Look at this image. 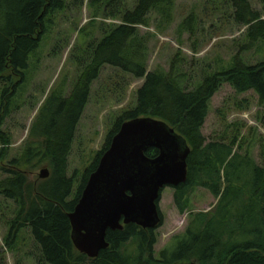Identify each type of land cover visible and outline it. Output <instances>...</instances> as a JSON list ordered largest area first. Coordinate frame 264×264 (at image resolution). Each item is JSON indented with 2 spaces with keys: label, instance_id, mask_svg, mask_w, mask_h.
<instances>
[{
  "label": "trees",
  "instance_id": "obj_1",
  "mask_svg": "<svg viewBox=\"0 0 264 264\" xmlns=\"http://www.w3.org/2000/svg\"><path fill=\"white\" fill-rule=\"evenodd\" d=\"M64 1L0 0V76L9 71L23 79L29 57L44 34L47 13L63 10ZM254 1L262 11L255 10L251 0H228L233 23L244 28L243 43L231 66L205 72L191 90L184 85L176 59L168 71L147 72V40L139 33V27L147 26L152 11L166 15L174 0H136L133 9L121 14V24L107 31L92 48L90 62L81 70L69 96L46 99L31 127L30 136L40 139L38 151L49 162L50 176L32 184L27 175L7 171L10 176L0 182V194L16 207L6 240L8 248L17 239L11 233L27 228L45 264H264V167L248 155L234 152L235 142L206 143L202 134L211 99L223 83L237 94L253 92L264 105V0ZM101 2L109 6L114 0ZM194 25V15L182 23L190 35ZM252 50L263 55L255 65L241 56ZM104 67L143 80V84L136 92L134 107L116 120L93 164L69 178L67 163L76 128L92 85ZM8 81L4 80L7 85ZM7 89L0 91V126L1 113L8 112L10 105L7 98L3 101ZM138 118L166 123L190 149L186 182L172 188L179 212L183 214L189 208L190 193L197 187L207 190L217 204L209 212L190 214L185 233L157 254L155 232L162 223L160 212L161 223L154 230L128 225L121 231H108L109 248L96 259H88L72 244L68 215L120 127ZM9 144L8 136L0 131V146ZM34 152L28 144L22 160H31L32 155L36 158ZM5 154L2 147L0 162ZM145 155L153 159L158 152L150 149ZM75 184L78 186L74 189Z\"/></svg>",
  "mask_w": 264,
  "mask_h": 264
},
{
  "label": "rangeland",
  "instance_id": "obj_2",
  "mask_svg": "<svg viewBox=\"0 0 264 264\" xmlns=\"http://www.w3.org/2000/svg\"><path fill=\"white\" fill-rule=\"evenodd\" d=\"M64 5L63 10L47 13L44 34L29 57L23 79L9 71L0 76V91L8 88L3 101H10L8 112L1 113L0 131L8 136L10 144L0 146L6 148V156L0 162L5 170H0V182L10 176L7 171L27 175L32 184L43 181L39 178L42 170L50 173L49 162L38 151L40 139L30 136L31 127L46 99L69 96L81 70L90 62L94 45L107 31L121 24V14L133 9L136 0H114L109 6L101 0H65ZM251 5L262 11L254 0ZM190 15L195 17L193 35L182 26ZM231 15L228 0H174L166 15L152 11L147 26L139 27L140 36L147 40V72L168 71L176 59L184 85L191 90L205 72L231 66L244 34V28L235 25ZM241 56L250 65L263 57L256 50ZM142 84L143 80L117 69H102L76 128L67 177L93 164L116 120L134 107L136 92ZM202 134L206 143L235 142L234 152L248 155L256 165L264 167V105L259 104L253 92L237 94L223 83L211 99ZM28 144L38 156L23 161ZM216 204L207 190L197 187L190 193L189 208L181 214L174 203V190L163 189L158 204L163 219L155 232V253L172 246L174 238L185 233L190 214L209 212ZM15 209V204L0 194V264H45L27 228L12 232L11 236L17 239L10 242V248L6 245Z\"/></svg>",
  "mask_w": 264,
  "mask_h": 264
},
{
  "label": "water",
  "instance_id": "obj_3",
  "mask_svg": "<svg viewBox=\"0 0 264 264\" xmlns=\"http://www.w3.org/2000/svg\"><path fill=\"white\" fill-rule=\"evenodd\" d=\"M150 149L158 152L153 159L145 155ZM189 153L186 141L162 121L138 118L124 123L68 215L75 250L93 260L109 248L108 231L128 225L159 227L161 192L186 182ZM48 177V170L39 174L41 180Z\"/></svg>",
  "mask_w": 264,
  "mask_h": 264
}]
</instances>
